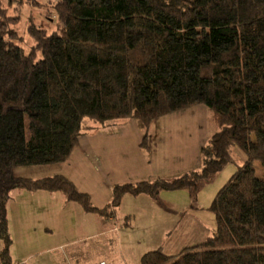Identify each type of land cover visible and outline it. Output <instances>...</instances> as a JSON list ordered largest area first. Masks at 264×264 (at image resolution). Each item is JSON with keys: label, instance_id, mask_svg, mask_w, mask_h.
<instances>
[{"label": "trees", "instance_id": "obj_1", "mask_svg": "<svg viewBox=\"0 0 264 264\" xmlns=\"http://www.w3.org/2000/svg\"><path fill=\"white\" fill-rule=\"evenodd\" d=\"M56 21L31 23L33 45L16 41L20 15L0 1V260L12 264L6 202L13 188L61 191L88 212L109 217L125 195L195 187L233 160L246 159L216 191L215 227L174 255L158 246L139 264H264V0H39ZM38 54L41 57L38 58ZM218 129L202 146V166L172 179L118 183L110 202L58 173L25 177L18 165L65 161L85 118H133L145 128L196 105ZM145 134L139 146L155 144ZM262 175H257V166Z\"/></svg>", "mask_w": 264, "mask_h": 264}, {"label": "rangeland", "instance_id": "obj_2", "mask_svg": "<svg viewBox=\"0 0 264 264\" xmlns=\"http://www.w3.org/2000/svg\"><path fill=\"white\" fill-rule=\"evenodd\" d=\"M0 1L6 7L9 15H20V20L17 24H15L14 27L18 33L16 41L20 44L25 52H28L33 45V39L27 32V27L31 23L44 27L48 33H51L56 29V21L47 17V7L45 5H43L44 8L38 7L28 3L26 0ZM39 1L50 5V3L54 2L55 0ZM40 57L41 54H38V58ZM83 125L85 126V128L68 159L51 164L18 165L14 168V173L18 176L25 177H43L60 173L71 179L79 190L88 192L92 202H94L105 196V194H111L112 196L113 186L115 184L121 183L117 182L112 184L109 190L106 185V177L103 176L104 171L100 170L101 168L99 167L98 162L103 164H110V166L112 167L111 164L114 163L115 157H120L122 161H124V159H127L129 157V151L135 150L133 155L137 158V160L144 159V161H140V163L145 162L146 166L150 168L156 166L154 160L155 157L151 153L154 150L150 151L145 146H143V148L138 146V149L136 150V146H134L133 149V145H130L134 142L136 143L137 139L141 141L142 137H144L145 134H148L150 136V141L154 142L155 148L157 147V144L160 146L163 143V147H166L168 149L166 150V152H168V161L173 155V158L175 160H178L176 163L181 161L182 165L194 166L197 167V169H200L203 160L201 148L202 146L208 144L210 137L218 129V126L212 119V109L202 104L166 115V117L164 116V118L162 117L158 122L152 124L148 130L140 127L137 124L136 120L130 117L110 119L98 124L93 122L89 118H85L83 121ZM173 125L177 126L172 127ZM197 142L204 143L201 146L200 150L197 147ZM161 150L162 149H160L159 151L160 153ZM190 150H193L192 155L187 152ZM183 152L184 156L181 155ZM176 154H178L179 156H177ZM99 156L100 158H98ZM245 159L246 156L243 150L240 147L235 146L233 160L231 162H228L219 171L220 173L217 172L218 174L216 173V176L213 174L209 178L199 182L200 185L205 184V182L207 181V184H209L208 188H212V191H214V194L212 195L213 198L216 191L228 180V178L233 174L237 167L245 161ZM119 163L123 164L122 162ZM256 166L257 175H262L261 170L258 169V164H256ZM143 169V163H141L139 171H142ZM154 170L155 169H153L152 171ZM124 176L127 178L133 177L131 174H124ZM110 178H113L112 175ZM151 179H138L135 181L123 182L135 183L141 180ZM128 196L133 197L137 195ZM8 198H12L10 204H12L13 199L14 204H26L31 211V214L34 211H37V213L38 211L42 212V217L38 219L39 221L29 224L27 228L28 234H16V245L17 240L21 241L22 244L30 240V237L38 238L41 234V226L44 225V221H51V218L54 215L58 217V223H54L52 225L54 228L49 227L46 229L44 228L45 225L43 227V230L47 231L48 236L52 235L50 241L47 242H49L51 245H60V248H58V261L56 262L51 259L52 253L56 254V251L42 252L36 254L35 257L28 260L29 262H27V264H85L92 263L97 260L99 262L100 259L106 257L110 258V262L108 264L112 262H115V264H122L119 257L115 256L114 253L116 242L115 240H109L110 237L106 242H103L99 246L91 243H85L83 246L86 249L81 251L78 250L80 248L76 245V249L74 251L75 253H73L71 257L70 253H68L69 257L67 256L66 250L68 247L66 246H72L73 244H70L66 241L79 237L81 234L80 229L83 227L85 228V226L91 225L90 219L87 220L84 218L82 213H75L72 209H70V207L73 206L72 204H74L79 210H83L81 206H79L76 202L70 201V205H68L65 210H57L56 208H58L57 206L59 204H57L55 201H41L31 193L30 189L20 187L11 189L9 191ZM127 207L133 208L135 206H133V204H128ZM136 207L137 208L135 209L136 211H138L139 208L138 206ZM200 212L199 215L201 217ZM140 213H142V211ZM140 213L137 217H133L134 224L132 226L134 234L139 238L143 234L142 219H139ZM209 214L213 216L212 211H210ZM100 220L106 221V219ZM126 222L129 223V221L127 219H124V217L120 219V222H116L115 217L112 220V224L118 225L121 232L127 230V228L122 226L121 224ZM72 230L74 231V234L68 235V232ZM88 232V230L84 229V232L82 234H86ZM113 234V232L109 233V235L111 236H113ZM44 240H46V238H44ZM0 244L2 246L1 241ZM80 246L82 248V245ZM36 249H38V247H34L31 250Z\"/></svg>", "mask_w": 264, "mask_h": 264}, {"label": "crops", "instance_id": "obj_3", "mask_svg": "<svg viewBox=\"0 0 264 264\" xmlns=\"http://www.w3.org/2000/svg\"><path fill=\"white\" fill-rule=\"evenodd\" d=\"M175 126L177 125H173L172 127ZM139 142V139H137L136 143L134 142L130 145H133V149L134 146H136L135 149L137 150ZM203 144V142H197L199 150ZM163 146V143L160 146L157 144V147L153 152H151L155 157L154 160L156 166L150 168L146 166L145 162H141L143 163L144 168L142 171H139V168L141 167L140 161H144V159L137 160V158L133 155L135 150L129 151L130 155L127 159H124V161H122L120 157H115L114 163L111 164L112 167L110 164L98 162V165L101 168L100 170L104 171L103 176L106 177V185L109 190L110 186L117 182L126 183L123 181H135L138 179L148 178L172 179L186 171L197 169V167L194 166L182 165L181 161L176 163L178 160H175L173 155L169 161L174 164L169 162L168 152H166L168 149ZM160 149H162L161 153L159 152ZM187 152L190 155L193 154V150ZM183 154L184 152L181 155L184 156ZM176 155L179 156L178 154ZM98 158H100V156ZM119 162H122L123 164H120ZM153 169L155 170L152 171ZM124 174H131L133 177L127 178ZM217 174L214 175L216 176ZM111 175L113 177L112 179L110 178ZM208 187L209 184H207L206 181L205 184L200 185L199 183L195 187L161 191L156 198H152L146 194H139L133 197L125 195L118 208L109 217H104L98 213L88 212L85 210H82V212L74 204H72L73 206H71L70 209H72L75 213H82L85 219H90L91 225L81 228V234L79 237L66 241L73 244L72 246H66L68 247L66 250L67 256L69 257L68 253H70V257L73 253H75L74 251L76 249V245L80 248L78 250L81 251L86 249L83 246L85 243H91L99 246L103 242H106L110 237L109 240H115L116 242L114 253L115 256L119 257L122 264H139L141 255L149 249L160 246L166 254L174 255L178 253L183 246L199 243L210 236L215 226V216L214 214V217L209 214L211 211L209 209V205L213 199L212 195L214 194V191H212V188L210 189ZM31 193L41 201H55L59 204L57 206L58 208H56L57 210L63 211L68 205H70V200H68L66 196L59 191L38 189L31 190ZM110 198L111 194H105V196L93 203L97 206H104L110 201ZM7 200L6 211L8 231L12 238L9 248L12 264H27V262H29L28 260L35 257L36 254L55 251L56 254L52 253L51 259L57 262L59 259L58 248H60V245H51L47 242L50 241L52 235L48 236L47 231L43 230V227L45 225L44 228L46 229L49 227L54 228L52 225L54 223H58V217L54 215L52 216L51 221H44V225L41 226V234L38 238L30 237V240L22 244L21 241L17 240L16 245V234H28L27 228L29 224L39 221L38 219L42 217V212L38 211L37 213V211H34L31 214V211L26 204H14V199L12 204H10L12 198H8ZM128 204H133L135 207L128 208ZM136 206L139 208L138 211L135 209L137 208ZM141 211L142 213H140ZM199 212L201 213L202 218L200 217ZM139 213V219H142L143 223V234L140 238L134 234L132 228L134 224L133 217H137ZM114 217L116 222H120L122 217L127 219L129 223H121L122 226L127 228V230L121 232L118 225L112 224ZM100 219H106V221H102ZM84 229L89 232L82 234ZM111 232L114 233L113 236L109 235ZM72 234H74L73 230L68 232V235ZM44 238H46V240H44ZM80 245H82L83 249ZM34 247H38V249L31 250ZM100 260H104L106 264L110 262L109 257L102 258ZM97 262L98 260L85 264H96ZM0 264H2L1 260ZM110 264H115V262Z\"/></svg>", "mask_w": 264, "mask_h": 264}, {"label": "built area", "instance_id": "obj_4", "mask_svg": "<svg viewBox=\"0 0 264 264\" xmlns=\"http://www.w3.org/2000/svg\"><path fill=\"white\" fill-rule=\"evenodd\" d=\"M96 264H106V262L104 260H100L99 262H97Z\"/></svg>", "mask_w": 264, "mask_h": 264}, {"label": "bare ground", "instance_id": "obj_5", "mask_svg": "<svg viewBox=\"0 0 264 264\" xmlns=\"http://www.w3.org/2000/svg\"><path fill=\"white\" fill-rule=\"evenodd\" d=\"M164 117V116H163Z\"/></svg>", "mask_w": 264, "mask_h": 264}]
</instances>
